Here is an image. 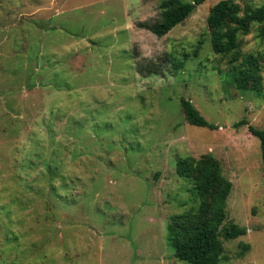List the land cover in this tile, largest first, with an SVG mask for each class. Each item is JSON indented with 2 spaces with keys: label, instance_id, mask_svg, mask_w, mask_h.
<instances>
[{
  "label": "rangeland",
  "instance_id": "obj_1",
  "mask_svg": "<svg viewBox=\"0 0 264 264\" xmlns=\"http://www.w3.org/2000/svg\"><path fill=\"white\" fill-rule=\"evenodd\" d=\"M160 1L0 0V264H189L168 233L199 205L177 172L188 156L219 162L233 183L225 225L248 228L222 237L220 264H264L249 129L264 128V80L239 88L213 51L207 17L220 0L162 37L145 27ZM240 49L261 57L264 77V23ZM181 98L216 128L189 124Z\"/></svg>",
  "mask_w": 264,
  "mask_h": 264
},
{
  "label": "trees",
  "instance_id": "obj_2",
  "mask_svg": "<svg viewBox=\"0 0 264 264\" xmlns=\"http://www.w3.org/2000/svg\"><path fill=\"white\" fill-rule=\"evenodd\" d=\"M205 1L162 0L159 18L146 23L145 27L160 37L165 36ZM255 23H264V5L242 8L236 0H220L211 7L207 17L213 51L229 58L237 86L259 91L264 80L261 57L243 53L240 49V35L248 34ZM180 101L189 124L216 128L191 100L181 98ZM245 123L242 120L238 124ZM249 129L260 140L264 170V128L249 125ZM177 172L192 183L200 201L196 208L171 217L168 233L175 255L189 264H220L225 250L222 237L235 239L248 231L247 227L237 223L225 225L233 183L222 174L219 162L211 156L181 158L177 162Z\"/></svg>",
  "mask_w": 264,
  "mask_h": 264
}]
</instances>
